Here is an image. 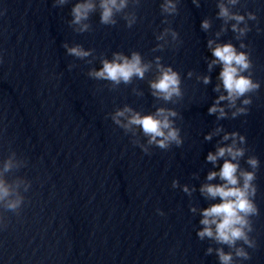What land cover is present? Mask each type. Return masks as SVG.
<instances>
[{
  "label": "clouds",
  "instance_id": "9594fccd",
  "mask_svg": "<svg viewBox=\"0 0 264 264\" xmlns=\"http://www.w3.org/2000/svg\"><path fill=\"white\" fill-rule=\"evenodd\" d=\"M70 2L71 0H53V7H63ZM179 2L180 0H162L160 11L164 19L161 23L168 26L155 34L158 43L152 49L153 52H162L166 47L176 49L183 43L179 33L171 27L169 19L178 14ZM192 3L195 7H200V0H192ZM140 4L141 0H76L70 10L71 19L68 20V26L77 34L91 32L90 17L99 12L102 25L115 26L119 16L126 21V27L132 28L137 23L135 9ZM238 5H241V0H216L218 8L216 18L221 20L222 24L219 31L215 32L214 38L207 40V48L212 57L207 62L208 72L215 66H220L217 77L219 83L213 88L219 95L208 108V114L215 115L217 121L246 116L250 110L249 106L253 103L252 96L261 88L260 81L253 78L254 64L251 53L244 50L249 46L243 41L252 31L249 21L257 22V33L262 30L258 26L257 14L254 11L241 14L236 10ZM212 26L211 18L206 17L201 21L200 27L205 33H208ZM229 30L234 33V38L240 41L239 48L231 41L218 42L221 35ZM61 46L68 56L83 60L89 65L98 59L95 49H85L79 43L70 45L64 42ZM89 57L91 59H88ZM99 62L100 67H91L87 75L93 80L108 82L111 90L117 89L121 84L130 85L134 79L145 80L151 73L152 78L148 79V85L151 96L157 101H162L165 105L176 104L184 97L180 72L174 70L171 65L162 63L161 56L145 60L139 51H131L130 55L116 51L112 53L111 59L101 54ZM3 63L4 54L0 51V64ZM75 67L76 64H69L68 70L71 71ZM193 75V71H188L189 79ZM196 80L204 85L212 82L210 75H196ZM133 93L136 96L144 95L138 88H133ZM109 115L116 126L126 135L130 134L132 144L146 155L152 154L153 147L166 151L173 145L182 147L184 143L181 128L176 126V120L182 117L174 108L159 106L155 111L145 114L125 104ZM221 133L223 135L217 142L215 151H209L206 156V161L216 170L207 173V182L199 188L200 194L213 203L200 209L191 206L190 211L193 214L199 212L201 217L199 220L201 227L196 232L198 239L200 241L207 239L218 245L207 247L205 255L215 253L219 264H239L241 260L251 259L246 248L257 247L251 233L255 231L253 218L260 215L255 202L258 191L255 181L260 161L255 155H247L245 159L249 151L246 147L247 138L238 131L229 132L218 125L204 136V140L211 141ZM242 159H245L248 168L241 166ZM219 161H222V164L217 168ZM28 164V159L18 155L15 150H10L6 158L0 159V231L6 230L9 226L10 221L6 213L11 212L19 217L22 208L29 202L25 194L31 189L32 181L15 175L20 169L28 167ZM216 180L219 182L212 183ZM171 187L173 189L181 187L188 196L196 191L195 187L181 186L175 179ZM156 211L160 216L165 215L160 209Z\"/></svg>",
  "mask_w": 264,
  "mask_h": 264
}]
</instances>
